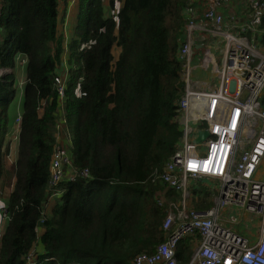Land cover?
Wrapping results in <instances>:
<instances>
[{"label": "trees", "instance_id": "16d2710c", "mask_svg": "<svg viewBox=\"0 0 264 264\" xmlns=\"http://www.w3.org/2000/svg\"><path fill=\"white\" fill-rule=\"evenodd\" d=\"M60 1L0 0V71L12 70L0 76V183L9 191L0 264H130L165 241L166 206L158 200L179 196L159 174L181 137L177 39L189 0H122L113 15L101 0H79L61 102L53 83L62 71ZM114 46L120 48L115 60ZM17 56L26 65L16 156L8 167ZM61 107L73 166L89 175L60 182L46 215ZM204 189H190L195 201L207 198ZM212 206L195 204L196 210ZM192 248V239L181 240L176 257L187 262Z\"/></svg>", "mask_w": 264, "mask_h": 264}, {"label": "built area", "instance_id": "2783aa9c", "mask_svg": "<svg viewBox=\"0 0 264 264\" xmlns=\"http://www.w3.org/2000/svg\"><path fill=\"white\" fill-rule=\"evenodd\" d=\"M181 15L177 58L183 89L175 117L181 137L159 178L183 199L158 200L166 206L161 225L166 239L130 264H264V0H189ZM17 60L25 67V58ZM10 72L3 69L0 76ZM53 81L61 102L68 82L66 65ZM20 122L18 113L12 129L16 142ZM203 131L208 136L195 142ZM72 148L61 107L49 165L50 200L60 195L63 180L89 175L73 166ZM202 179L217 180L219 194L212 207L196 210L184 198L190 195L188 184ZM230 205L259 218L256 240L222 222V210ZM185 238L193 240V248L189 260L181 262L176 250Z\"/></svg>", "mask_w": 264, "mask_h": 264}, {"label": "crops", "instance_id": "0c3cea01", "mask_svg": "<svg viewBox=\"0 0 264 264\" xmlns=\"http://www.w3.org/2000/svg\"><path fill=\"white\" fill-rule=\"evenodd\" d=\"M78 1L79 0H62L64 7H65L64 8L65 10H63V13L60 16L61 28L58 27V34L61 35V37L64 41L62 54H64L65 56L68 53V41L73 38V28H74V24L76 21L77 2ZM110 2H103V4H104L105 8H107L108 10L112 9V10H110V12H111V11L117 9V6L115 7V4L113 3V0H112L113 7H111ZM61 59H63V58L61 57ZM8 146H9V153L7 155V158L10 155L11 159H6V165L9 167L12 164V162H14V159L16 156L17 144H16V149H15L14 153L12 150L11 140L8 141ZM262 179H264V174L262 175ZM6 192H9V191L6 189ZM1 195H3V190H2ZM1 199H3V198L1 197ZM53 202H54V200H50L48 198V200H47V202L43 208L44 214L48 215L50 213L52 205L54 204ZM5 205H6V203L4 202L3 208L5 207ZM3 214H4V210L2 209V217L0 220V237H1V233H2L1 225H2V223H6V221H7L6 216H3ZM248 216H250V214L246 213L242 209L235 208V206H233V205H230L229 207H226L224 210H222V222L225 224L226 227H228V228L232 229L233 231L237 232L238 234H240L244 237H247L248 239L254 241L258 237V232H259V228H260V220H258L255 217L251 218Z\"/></svg>", "mask_w": 264, "mask_h": 264}, {"label": "rangeland", "instance_id": "374dc122", "mask_svg": "<svg viewBox=\"0 0 264 264\" xmlns=\"http://www.w3.org/2000/svg\"><path fill=\"white\" fill-rule=\"evenodd\" d=\"M102 2H109V1H112V0H101ZM113 3L115 4V7L117 6V9H115L114 11H111L110 14L113 15L115 14V12L121 7V4H122V0H113ZM114 7V8H115ZM64 4L62 2V0L59 2V8H58V19H57V27H60L61 28V14L63 13V10L64 9ZM74 11V10H73ZM177 41L179 42V37L177 39ZM69 50V49H68ZM120 53V48L118 46H114L113 47V50H112V54H113V58L114 60L118 57ZM68 54V53H67ZM61 57L63 59H61ZM61 57H60V60H61V65H66L67 64V55L65 56L64 54H61ZM20 59H24L23 57H20ZM24 66H21L20 65V61H16L15 62V67L13 69V72H14V75H15V87H16V94H15V98L14 100L12 101V103L10 104V107H9V110H8V129H9V132H8V135H7V143L9 140H11L12 142V150H13V153L15 152V149H16V142L13 140V137H12V129H13V124H14V120L13 118L15 119L16 118V115L19 113L21 114V96L23 95V87L22 88H18V84L20 82L23 81V75H24ZM12 72V70H9ZM10 72V73H11ZM23 83V82H22ZM7 159H11V156L9 155V157ZM261 172L264 173V167H262L261 169ZM5 183L4 179H2L1 183H0V195L2 193V190H1V187L3 186V184ZM200 186H199V185ZM196 187V188H205L204 191L208 192V196L207 198L205 197L202 201H195L197 199H194L193 198V195L191 194V191H190V195H188V197L184 198L185 200V203L187 206L189 207H192L194 209L195 208V204L198 202H204L205 204L206 203H209L211 202L213 205L215 203V199L216 197L218 196L219 194V188H220V184L217 180H207V179H202V180H196V181H192L188 184V188H193ZM1 197L3 199H1ZM8 199V192H6V190H3V195L0 196V220H1V217H2V209H3V206H4V202L6 203ZM183 197H181V195H179L178 197H172V199L170 198H161V200H165L164 203H168V202H177V201H180L182 200ZM237 209H240L239 207H235ZM248 217H255L259 220L258 217H256L255 215H250ZM4 225L5 223H2L1 225V228L3 230L4 228Z\"/></svg>", "mask_w": 264, "mask_h": 264}, {"label": "water", "instance_id": "95a60500", "mask_svg": "<svg viewBox=\"0 0 264 264\" xmlns=\"http://www.w3.org/2000/svg\"><path fill=\"white\" fill-rule=\"evenodd\" d=\"M245 98H246V94H243V96L241 97V100H244ZM207 136H208V133L206 131L199 132L197 134V138L195 142L197 143L202 142Z\"/></svg>", "mask_w": 264, "mask_h": 264}]
</instances>
